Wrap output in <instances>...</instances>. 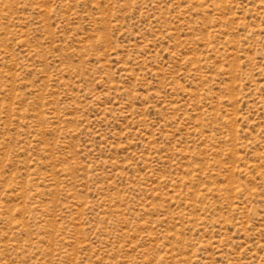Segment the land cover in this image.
<instances>
[{"label":"rangeland","instance_id":"1","mask_svg":"<svg viewBox=\"0 0 264 264\" xmlns=\"http://www.w3.org/2000/svg\"><path fill=\"white\" fill-rule=\"evenodd\" d=\"M0 264H264V0H0Z\"/></svg>","mask_w":264,"mask_h":264}]
</instances>
